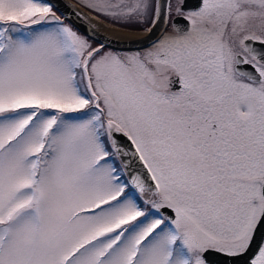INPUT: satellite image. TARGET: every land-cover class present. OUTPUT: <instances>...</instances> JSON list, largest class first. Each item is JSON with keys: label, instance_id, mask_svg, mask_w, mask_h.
<instances>
[{"label": "snow or ice", "instance_id": "1", "mask_svg": "<svg viewBox=\"0 0 264 264\" xmlns=\"http://www.w3.org/2000/svg\"><path fill=\"white\" fill-rule=\"evenodd\" d=\"M83 6L166 29L113 50L60 0H0V264L247 256L264 226V0Z\"/></svg>", "mask_w": 264, "mask_h": 264}, {"label": "water", "instance_id": "2", "mask_svg": "<svg viewBox=\"0 0 264 264\" xmlns=\"http://www.w3.org/2000/svg\"><path fill=\"white\" fill-rule=\"evenodd\" d=\"M62 5L67 6V11L64 12L63 19L73 22L74 26H79L81 29H87L89 34L95 32L99 34L97 39L107 37L113 41L112 48L118 50H132L147 47L158 40L166 29V25L160 22L158 26L149 32L145 30L140 33L120 30L112 25L98 20L85 8L79 5L74 0H60ZM197 3V0H185L187 8H192ZM60 14V12H58ZM183 21H181L182 23ZM150 27V26H149ZM148 29V28H147ZM264 242V226H260L256 232L255 241L247 256L228 257L224 254H212L210 257L211 264H247L249 256L256 251V245Z\"/></svg>", "mask_w": 264, "mask_h": 264}, {"label": "rangeland", "instance_id": "3", "mask_svg": "<svg viewBox=\"0 0 264 264\" xmlns=\"http://www.w3.org/2000/svg\"><path fill=\"white\" fill-rule=\"evenodd\" d=\"M74 1L77 2L79 5H81L83 8H85L88 12H90V10L88 8H86V7L83 6L84 0H74ZM175 3H176V0H173V4L174 5H175ZM93 13H95V12H93ZM57 15H60V14L57 12ZM92 15L95 16L94 14H92ZM95 18H97L98 20H101V21L104 20L103 21L104 23H107L109 25H112L113 27H115L117 29L129 31V32H135V33L143 32V31L147 30V28L150 26V25L141 26V25H136V24H121V23H115L111 19L105 18L103 16H99L97 14H96ZM66 22H68V21H66ZM93 43L95 44L96 42L93 41ZM123 51H125V50H123ZM126 51H129L130 52L131 50H126ZM144 51H146V50H144Z\"/></svg>", "mask_w": 264, "mask_h": 264}, {"label": "flooded vegetation", "instance_id": "4", "mask_svg": "<svg viewBox=\"0 0 264 264\" xmlns=\"http://www.w3.org/2000/svg\"><path fill=\"white\" fill-rule=\"evenodd\" d=\"M90 13L94 14L96 16L95 13H93L92 11H90ZM103 20V19H102ZM104 21V20H103ZM96 42V41H95ZM152 45V44H151ZM151 45L147 46V47H144V48H140V49H132L131 51H136V50H140V51H144V50H147ZM114 49V48H112ZM114 50H118V49H114ZM126 51V50H125Z\"/></svg>", "mask_w": 264, "mask_h": 264}]
</instances>
